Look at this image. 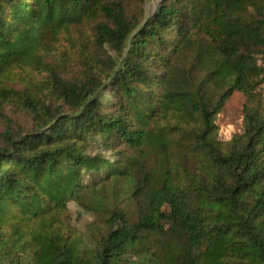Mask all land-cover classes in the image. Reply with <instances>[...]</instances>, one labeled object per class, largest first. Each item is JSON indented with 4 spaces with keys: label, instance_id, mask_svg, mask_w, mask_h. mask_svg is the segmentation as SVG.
I'll list each match as a JSON object with an SVG mask.
<instances>
[{
    "label": "trees",
    "instance_id": "trees-1",
    "mask_svg": "<svg viewBox=\"0 0 264 264\" xmlns=\"http://www.w3.org/2000/svg\"><path fill=\"white\" fill-rule=\"evenodd\" d=\"M257 1H166L134 32L118 2L0 0V116L15 102L41 119L34 133L6 132L0 146V264H264V64L255 56L264 54V23L243 17ZM91 23L97 46L126 48L102 66L115 111L97 83L67 79L46 61L63 31ZM187 53L196 77L177 62ZM13 66L42 74L39 96L8 84ZM235 91L246 97L243 130L221 143L215 117ZM42 95L69 111L52 114ZM168 116L188 124L199 155L184 171L189 186L142 167L136 219L110 212L87 247L68 204L85 205L92 183L127 175L125 149L166 147L150 122ZM93 144L110 159L90 154Z\"/></svg>",
    "mask_w": 264,
    "mask_h": 264
},
{
    "label": "rangeland",
    "instance_id": "rangeland-1",
    "mask_svg": "<svg viewBox=\"0 0 264 264\" xmlns=\"http://www.w3.org/2000/svg\"><path fill=\"white\" fill-rule=\"evenodd\" d=\"M118 2L124 9L127 20L137 23L138 26L153 15L158 6L166 1L173 0H108ZM243 17L251 24L264 23V0H258L255 4H249L243 13ZM103 16L100 21H104ZM93 23L84 24L81 28L74 25L60 34L56 43V50L47 55L46 61L57 66L58 73L71 80H88L99 85L101 98L106 99V108L115 111L114 106L119 102L109 89L105 90L107 80L102 70L103 64L109 56L120 60L126 52L123 48L116 52L108 45L99 47L93 42ZM261 49V47H258ZM258 63L263 66L264 54L256 52ZM177 62L183 64L186 73L194 77L200 75L194 62L192 53L179 57ZM87 74L91 77H87ZM8 84L19 90L21 94L30 92L34 96L40 95V83L42 74L33 66L11 67L7 73ZM260 91V90H258ZM262 92H264L262 90ZM264 96V93H263ZM44 104L51 106V113H67L68 106L56 107L51 96L42 95ZM246 97L242 92L235 91L225 102L222 110L215 117L218 126V140L221 143L228 142L233 135L240 134L243 130L242 107ZM38 118L34 113L28 112L17 103L6 104L0 116V146L5 144V134L11 131L16 137L34 133L39 130ZM41 120V119H40ZM39 120V121H40ZM150 128L156 132L162 131L167 140V146L162 148L146 146L142 151L128 148L123 154L128 156L132 164L129 165L125 176L110 177L92 185L84 192L82 200L85 205L71 201L68 204L69 224L74 234L80 236L83 243L90 248L95 247L97 239L106 230L105 219L110 212L125 209L129 217L134 220L137 217V199L131 196L135 183L140 179L141 168L148 173H157L163 176L169 171V175L175 181L183 180L189 186V180L185 177L187 172H192L198 166L199 155L193 147L188 132V124L181 123L176 117L168 116L165 120L155 118L150 122ZM122 150V149H118ZM90 154H98L109 160L113 152L93 144L87 150ZM104 176V175H103ZM86 183H90L88 176L84 177Z\"/></svg>",
    "mask_w": 264,
    "mask_h": 264
}]
</instances>
